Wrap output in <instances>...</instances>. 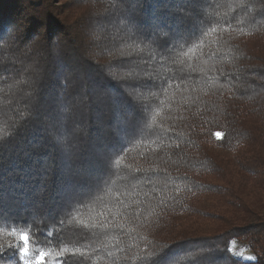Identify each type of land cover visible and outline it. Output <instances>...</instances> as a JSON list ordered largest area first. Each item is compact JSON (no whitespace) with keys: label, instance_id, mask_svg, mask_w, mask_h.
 I'll use <instances>...</instances> for the list:
<instances>
[{"label":"trees","instance_id":"obj_1","mask_svg":"<svg viewBox=\"0 0 264 264\" xmlns=\"http://www.w3.org/2000/svg\"><path fill=\"white\" fill-rule=\"evenodd\" d=\"M263 210L264 0H0V264H264Z\"/></svg>","mask_w":264,"mask_h":264},{"label":"snow or ice","instance_id":"obj_2","mask_svg":"<svg viewBox=\"0 0 264 264\" xmlns=\"http://www.w3.org/2000/svg\"><path fill=\"white\" fill-rule=\"evenodd\" d=\"M120 55H125V53L121 52ZM139 65L131 66L126 65L124 63H115L109 65V76L110 79L120 84L122 87L127 89V95L138 97L140 94L137 92V89L143 87V79L144 75H148L147 73L138 72L136 68H138ZM126 69V70H125ZM217 137L219 138L222 134L216 133ZM102 227H122L121 225H101ZM19 239L23 241L24 246L19 249L20 252V258L24 260V264H30V262L26 259L29 253L28 248V241L29 237L27 233L21 232L19 233ZM236 242L230 241L229 246L227 247L228 252H232L234 255H243L242 252L236 253L235 250ZM6 246L3 244H0V250H3ZM7 247H11V245H7ZM211 249H199L196 252L189 253L188 256H186V259H189L191 257H194L196 255H202L205 253H210ZM43 255L41 254L40 259H43ZM247 259L251 260L253 257H247ZM179 264V262H177ZM208 264H215V258H212L209 260Z\"/></svg>","mask_w":264,"mask_h":264},{"label":"rangeland","instance_id":"obj_3","mask_svg":"<svg viewBox=\"0 0 264 264\" xmlns=\"http://www.w3.org/2000/svg\"><path fill=\"white\" fill-rule=\"evenodd\" d=\"M215 150L216 151H220V149H218L217 147H215ZM234 241L236 242L235 250L234 251L236 253H240V252L243 253L242 256L241 255H235V256L239 257V259L242 262V264H257L255 262V258L253 256V253L247 247V245L245 244V242L237 241V240H234ZM41 254H43V253H38L36 251H31L29 249V253H28V256H27L26 259L30 262V264H50V263H47L45 261V258L46 257H44V255H43V259L42 260L40 259ZM247 257H253V259L249 260V259H247ZM23 262H24V260H23Z\"/></svg>","mask_w":264,"mask_h":264}]
</instances>
